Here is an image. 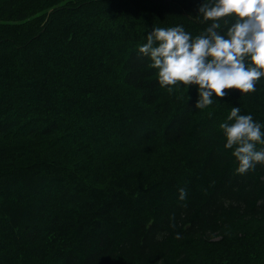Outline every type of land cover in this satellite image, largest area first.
Here are the masks:
<instances>
[{
  "label": "trees",
  "instance_id": "trees-1",
  "mask_svg": "<svg viewBox=\"0 0 264 264\" xmlns=\"http://www.w3.org/2000/svg\"><path fill=\"white\" fill-rule=\"evenodd\" d=\"M200 2L0 0V264H264V167L219 128L264 125V76L201 110L137 55Z\"/></svg>",
  "mask_w": 264,
  "mask_h": 264
},
{
  "label": "clouds",
  "instance_id": "clouds-1",
  "mask_svg": "<svg viewBox=\"0 0 264 264\" xmlns=\"http://www.w3.org/2000/svg\"><path fill=\"white\" fill-rule=\"evenodd\" d=\"M194 19L206 25L198 35L182 24L154 27L138 47L137 55L149 58L148 67L156 69L158 85L182 82L188 89L196 87L194 108L201 110L213 103V96H228L225 89H239L241 95L255 92L264 76V0H201ZM249 63L254 66L246 67ZM219 128L224 149L232 150L238 163L235 173L264 167V125L233 107ZM257 144L262 146L259 150ZM179 193L185 200L186 189Z\"/></svg>",
  "mask_w": 264,
  "mask_h": 264
}]
</instances>
